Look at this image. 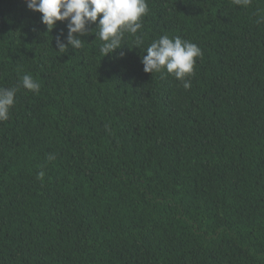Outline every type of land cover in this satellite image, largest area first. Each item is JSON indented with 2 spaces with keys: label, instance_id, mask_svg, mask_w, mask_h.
<instances>
[{
  "label": "trees",
  "instance_id": "1",
  "mask_svg": "<svg viewBox=\"0 0 264 264\" xmlns=\"http://www.w3.org/2000/svg\"><path fill=\"white\" fill-rule=\"evenodd\" d=\"M148 6L103 57L94 32L61 53L66 21L50 32L0 0V87L18 88L0 122V264H264V0ZM165 34L203 53L189 89L144 71Z\"/></svg>",
  "mask_w": 264,
  "mask_h": 264
},
{
  "label": "clouds",
  "instance_id": "2",
  "mask_svg": "<svg viewBox=\"0 0 264 264\" xmlns=\"http://www.w3.org/2000/svg\"><path fill=\"white\" fill-rule=\"evenodd\" d=\"M30 10L42 13L41 23L47 31H52L58 21H66L67 35L64 31L55 37L56 45L61 53L69 47L79 49L82 45L80 37L94 32L102 41V56L115 52L122 46L125 33L135 35L142 28V18L149 12L148 0H25ZM233 3L247 7L251 0H233ZM99 17V19H98ZM95 24L94 28L89 25ZM66 41V42H65ZM143 40L137 38L135 46L141 47ZM142 56L144 71L147 73L168 74L181 81L185 89L191 87L190 77L194 75L197 58L203 55L201 49L193 42L179 36L161 35L147 47ZM124 53L120 52V56ZM26 90L38 93L40 83L31 75L22 77V85ZM17 87H0V122L10 118V110L16 103ZM49 160L55 156L49 154ZM43 172L38 176L43 177Z\"/></svg>",
  "mask_w": 264,
  "mask_h": 264
}]
</instances>
